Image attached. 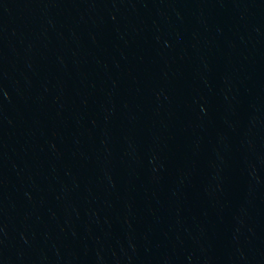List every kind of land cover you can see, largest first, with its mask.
<instances>
[{"label": "water", "instance_id": "water-1", "mask_svg": "<svg viewBox=\"0 0 264 264\" xmlns=\"http://www.w3.org/2000/svg\"><path fill=\"white\" fill-rule=\"evenodd\" d=\"M0 264H264V0H31Z\"/></svg>", "mask_w": 264, "mask_h": 264}]
</instances>
